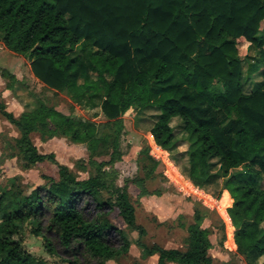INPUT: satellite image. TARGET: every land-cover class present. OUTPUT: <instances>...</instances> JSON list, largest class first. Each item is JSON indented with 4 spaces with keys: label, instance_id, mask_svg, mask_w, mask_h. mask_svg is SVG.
<instances>
[{
    "label": "trees",
    "instance_id": "16d2710c",
    "mask_svg": "<svg viewBox=\"0 0 264 264\" xmlns=\"http://www.w3.org/2000/svg\"><path fill=\"white\" fill-rule=\"evenodd\" d=\"M263 22L264 0H0V43L28 59L45 88L99 110L106 120L99 135L96 123L44 102L16 117L0 99V116L19 134L15 142L25 167L48 162L59 175L28 195L0 193V264L118 263L129 254L131 242L110 219L115 209L138 233L143 259L157 255V264H231L217 263L210 254L213 232L203 228L205 210L196 209L185 250L145 242L147 230L138 223L129 185H137L143 197L149 194L144 184L159 165L149 147L140 152L145 178L127 180L122 187L109 179L106 166L122 157L123 117L148 108L161 112L151 134L163 150L177 142L172 120L182 121L191 184L203 189L221 181V192L233 199L227 210L235 228L233 249L246 264H259L264 258V188L249 177L264 174ZM241 43H249L253 58L261 62L247 73ZM257 73L262 81L246 92L244 77ZM2 77L13 89L15 76L4 70ZM33 134L44 141L62 137L84 144L96 174L79 179L54 153H40ZM109 154V162L95 160ZM88 201L95 205L91 217L79 205ZM28 222L37 225L33 234L44 236L48 254L60 263L25 249L21 234Z\"/></svg>",
    "mask_w": 264,
    "mask_h": 264
},
{
    "label": "rangeland",
    "instance_id": "374dc122",
    "mask_svg": "<svg viewBox=\"0 0 264 264\" xmlns=\"http://www.w3.org/2000/svg\"><path fill=\"white\" fill-rule=\"evenodd\" d=\"M261 30L264 33V22L261 24ZM0 47L3 48L0 49V73L2 69H8L12 73L21 69L24 73L23 80L28 81L32 70L29 60L5 49L1 43ZM238 49L241 58L246 60L244 64L245 73H247L250 65H261L259 60L253 58L256 54L250 49L249 43L239 44ZM261 81L260 73L253 74L251 77L246 75L243 80L245 91L255 90ZM8 82H10L9 79H3L0 76V97ZM16 84H14L17 87L15 93L9 97L10 102L14 103L13 99L21 96L25 102L27 98L29 100L34 95L40 97L41 101L49 107H53L65 115L96 123L99 135L103 132L106 120L99 110H90L88 106L76 102L69 95L56 93L44 88L45 86L32 84L33 89L31 86L25 89L24 86ZM35 102L28 103V107H33ZM9 111L14 113L10 109ZM160 114L161 112L157 108H148L141 113L130 110L123 117L124 130L120 137L122 157L113 165L105 168L110 174L109 179L122 187L127 180L138 177L145 178L146 173L141 170V164H139V161L144 159L140 152L145 147H149L152 159L159 163L153 179L146 180L144 184L145 191L150 195L143 197L141 196V189L137 185H129V193L136 207L138 223L147 230L145 242L148 245L161 243L163 246H167V241L173 238L176 244L184 243L188 237V227L194 224L196 209L205 210L208 216L204 220L203 228H209L213 232L211 241L214 248L210 254L215 261L217 263L246 264L244 258L237 254V249L236 252L233 249L235 229L231 240L229 225L218 211L219 202L222 201L221 181L203 189H197L188 178L189 145L184 141V125L179 118H175L171 122L177 139L175 145L165 150L166 154L164 155H159L154 151V144L150 135H152L151 130ZM18 136L16 129L0 116V193L11 191L13 194L28 195L39 187L49 185L50 180H59L58 167L54 164L46 162L30 168L25 167L26 164L16 147L15 140ZM32 139L40 153H54L57 162L68 166L79 179H87L96 174V169L90 164V154L84 144L73 143L70 139L62 137L44 141L40 134H33ZM111 152L112 150H110ZM95 160L99 163L109 162L111 155L99 156ZM147 165L152 167L153 162L147 161ZM249 178L255 181L258 187L264 188V174L259 178ZM105 197L107 198V196ZM229 200L230 206H232L233 199L230 193ZM79 205H83L86 214L90 217L95 213L93 202H81ZM118 215L119 212L115 209L111 212L110 219L123 230L131 242V249L129 254L118 263L110 261L107 264H140L138 259L133 257V255H138L141 252L136 246L138 233L128 228ZM222 225L225 226V231L222 230ZM36 227V224L29 222L23 227L21 238L25 249L38 258L48 260L51 263H60L59 258L48 254L44 236L33 234L32 231ZM45 236L52 242L54 241L52 235L45 234ZM112 236L115 239L118 238L117 234ZM132 245H134L133 248ZM231 248L234 252L231 251ZM263 262L264 258L259 264Z\"/></svg>",
    "mask_w": 264,
    "mask_h": 264
},
{
    "label": "crops",
    "instance_id": "0c3cea01",
    "mask_svg": "<svg viewBox=\"0 0 264 264\" xmlns=\"http://www.w3.org/2000/svg\"><path fill=\"white\" fill-rule=\"evenodd\" d=\"M5 48V47H4ZM0 49L2 50L3 48L2 47H0ZM6 49V48H5ZM30 66H31V64H30ZM8 71L9 73H11L12 75H14L15 76V78H16V80H15V82H14V84H18V85H22V86H24V88L25 89H28V87L29 86H31V89H33L34 88V86H32V84H38L39 86H43L44 87V85L34 76V74H32L33 72H32V70L30 71L31 73V75L28 77V81H26V80H23V78H24V73L22 72V70L21 69H17V71H14L13 73L10 71V70H8V69H2L1 70V73H0V76L2 77V71ZM3 78V77H2ZM4 79V78H3ZM16 84V85H17ZM16 86L14 85V87H13V89H8L7 88V84H6V86H5V90L2 92V94H1V97H0V99H2L4 102H5V104L7 105V107L10 109V110H12V111H14V115L16 116V117H19V116H21L22 114H24L25 112H29V111H33V110H35V109H37L39 106H40V104H41V98L39 97H35L34 95L32 96V98L31 99H29L28 100V98H27V100H25V102H24V100L22 99V96L20 97V98H18V97H16L15 99H13V101H14V103L13 102H10V100H9V97L10 96H12V94H14L15 93V91H16ZM45 88V87H44ZM35 99H36V102H35ZM35 102V105L33 106V107H28V103H30V102ZM36 103H37V105H36ZM12 104H13V107H12ZM60 112V111H59ZM9 123V122H8ZM10 124V123H9ZM158 147V146H157ZM159 148V147H158ZM159 149H161V148H159ZM162 151H165V150H163V149H161ZM226 193H228L229 194V192L228 191H226V190H223L222 191V194H221V200H223L224 199V197H225V194ZM233 204V203H232ZM231 207V206H230ZM230 207H228V208H230ZM228 210V209H227ZM225 222V221H224ZM226 224V223H225ZM235 229V228H234ZM233 243H235V240H234V237H233ZM156 244H159V245H161L162 247H165L166 249H180V250H185L186 249V244H185V242L184 243H182V244H180V243H178V244H176L175 242H174V240H173V238H171L169 241H167V246L165 245V246H163V244H161V243H156ZM134 247V245H132V248ZM138 248V247H137ZM139 249V248H138ZM236 249H237V247L235 248V252H236ZM231 251L232 252H234L233 251V249L231 248ZM133 257H135V258H137L138 259V262H140V264H157L158 263V256L156 255V256H152V257H150V258H147V259H143L142 258V256H141V252L138 254V255H133ZM170 264H174V263H170Z\"/></svg>",
    "mask_w": 264,
    "mask_h": 264
},
{
    "label": "bare ground",
    "instance_id": "6f19581e",
    "mask_svg": "<svg viewBox=\"0 0 264 264\" xmlns=\"http://www.w3.org/2000/svg\"><path fill=\"white\" fill-rule=\"evenodd\" d=\"M150 137L152 138V143L154 144V151L157 153V154H159V155H164V154H166L164 151H162L161 149H159L158 147H157V144L155 143V141H154V139H153V137H152V135H150ZM157 157V156H156ZM166 159V158H165ZM170 161V160H169ZM175 179V178H174ZM178 181V180H177ZM179 182H181V181H179ZM207 196V195H206ZM210 198V197H209ZM220 204H219V208H218V211H219V213H220V215L222 216V218L228 223V225H229V231H231V232H233L234 231V227H233V225H232V221H231V219H230V216L228 215V212H227V208L231 205V203H230V200H229V194L228 193H226L225 194V197H224V199L221 201V202H219ZM217 207V206H216Z\"/></svg>",
    "mask_w": 264,
    "mask_h": 264
}]
</instances>
